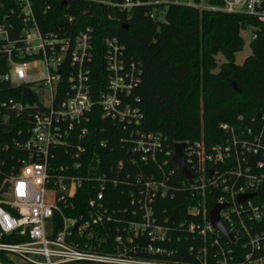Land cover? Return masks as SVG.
Here are the masks:
<instances>
[{"label": "built area", "instance_id": "2783aa9c", "mask_svg": "<svg viewBox=\"0 0 264 264\" xmlns=\"http://www.w3.org/2000/svg\"><path fill=\"white\" fill-rule=\"evenodd\" d=\"M55 1H0L8 7L0 8V264H264V110L220 122L221 140L177 141L190 183L173 159L177 142L142 129L134 96L141 62L118 36L105 37L104 85L96 90L93 27H78L74 14L49 15ZM86 1L123 21L138 7L163 20L176 3L264 25V0ZM96 114L121 127L126 157L116 164L98 151L110 141L94 142ZM176 169L185 176L182 186ZM183 187L198 200L176 219L165 202ZM211 201L222 205L219 219L231 237L212 223ZM180 253L196 261L174 258Z\"/></svg>", "mask_w": 264, "mask_h": 264}, {"label": "trees", "instance_id": "16d2710c", "mask_svg": "<svg viewBox=\"0 0 264 264\" xmlns=\"http://www.w3.org/2000/svg\"><path fill=\"white\" fill-rule=\"evenodd\" d=\"M0 1L3 6L8 3L12 6L15 0ZM38 1L47 4L50 0ZM67 1L73 2L72 8L67 9L62 0H56L54 12L49 15L74 14L78 27H93L99 60L96 90L104 85L101 52L105 49V37L118 36L128 55L141 62L142 82L134 90V96H139L136 104L144 114L142 129L160 132L171 143L194 141L202 136L213 142L222 139L220 122H236L240 115L249 120L264 110V25L256 18L170 3L163 20L151 17L150 8L138 7L130 19L123 21L117 17V11L101 3L88 7L86 0ZM209 1L223 3V0ZM3 6L2 12L8 8ZM37 16L41 18L44 14L37 10ZM248 27L257 30V37L250 43L251 54L237 63L236 53L244 47L241 31ZM218 54L224 61L215 70ZM233 81L240 90L233 86ZM90 125L96 144L102 139L110 141L106 149H98L101 154H108L107 161L116 164L126 157L119 146L121 127L117 122L96 114ZM102 127L107 130L102 131ZM174 177L182 186L185 176L176 169ZM197 200V194L183 187L165 206L173 217L180 219L187 216L188 207ZM215 204V201L208 203V209ZM174 258L196 261L194 254L180 253Z\"/></svg>", "mask_w": 264, "mask_h": 264}, {"label": "water", "instance_id": "95a60500", "mask_svg": "<svg viewBox=\"0 0 264 264\" xmlns=\"http://www.w3.org/2000/svg\"><path fill=\"white\" fill-rule=\"evenodd\" d=\"M124 25L126 27L128 26L127 23H125ZM232 83L236 89L240 90L235 81H233ZM25 93L29 94V91L26 90ZM259 115H260V113H259ZM183 148H184L183 142H177L175 144V153H174L173 159L177 163L178 169L186 176V178L188 179V181L190 183H193L192 172L190 171V169L188 168V166L186 165L185 160H184ZM251 195L252 194L240 196V199H243V198H245L247 196H251ZM221 207H222V205L219 204V205L214 206L211 209V211H210L211 221L226 236L231 237L230 233L227 231L226 227L224 226V224L219 219V210Z\"/></svg>", "mask_w": 264, "mask_h": 264}, {"label": "rangeland", "instance_id": "374dc122", "mask_svg": "<svg viewBox=\"0 0 264 264\" xmlns=\"http://www.w3.org/2000/svg\"><path fill=\"white\" fill-rule=\"evenodd\" d=\"M251 33H252V28L248 27L246 29H243L241 31V34L244 38V47L242 50L236 53V62L237 63H242L244 59L251 54L252 49H251ZM217 60H218V66L215 68L217 70L219 68V64L224 61V57L221 54L217 55Z\"/></svg>", "mask_w": 264, "mask_h": 264}]
</instances>
